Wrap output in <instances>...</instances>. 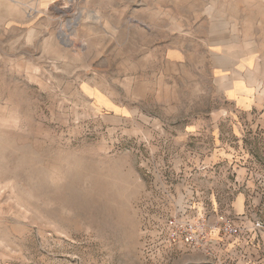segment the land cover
I'll return each mask as SVG.
<instances>
[{
	"label": "rangeland",
	"instance_id": "obj_1",
	"mask_svg": "<svg viewBox=\"0 0 264 264\" xmlns=\"http://www.w3.org/2000/svg\"><path fill=\"white\" fill-rule=\"evenodd\" d=\"M0 264H264V0H0Z\"/></svg>",
	"mask_w": 264,
	"mask_h": 264
},
{
	"label": "built area",
	"instance_id": "obj_2",
	"mask_svg": "<svg viewBox=\"0 0 264 264\" xmlns=\"http://www.w3.org/2000/svg\"><path fill=\"white\" fill-rule=\"evenodd\" d=\"M170 233L168 242L170 245L182 244L191 249L201 250L208 253L212 245L218 244L212 236L214 231L217 235L237 237L240 229L234 225L232 219H222L211 223L204 215H196L192 219L173 218L168 222ZM255 228H261V224H255Z\"/></svg>",
	"mask_w": 264,
	"mask_h": 264
},
{
	"label": "bare ground",
	"instance_id": "obj_3",
	"mask_svg": "<svg viewBox=\"0 0 264 264\" xmlns=\"http://www.w3.org/2000/svg\"><path fill=\"white\" fill-rule=\"evenodd\" d=\"M212 236L215 238L217 236V233L214 231Z\"/></svg>",
	"mask_w": 264,
	"mask_h": 264
}]
</instances>
